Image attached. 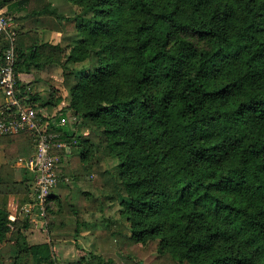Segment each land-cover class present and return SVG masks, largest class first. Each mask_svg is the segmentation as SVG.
Instances as JSON below:
<instances>
[{
    "label": "trees",
    "instance_id": "16d2710c",
    "mask_svg": "<svg viewBox=\"0 0 264 264\" xmlns=\"http://www.w3.org/2000/svg\"><path fill=\"white\" fill-rule=\"evenodd\" d=\"M65 2L67 9L54 0H0L25 10L15 21L60 33L64 45L17 27L14 71L60 63L69 99L50 116L89 127L79 138L51 124L71 148L56 171L46 225L73 232L52 237L95 230L98 249L107 244L90 255L95 264H144L147 251L160 263L264 264V0ZM17 82L37 109L52 102ZM0 143L1 244L18 222L6 195L28 191L13 164L30 155L32 137L0 134ZM108 155L117 158L112 171L99 168ZM97 187L119 201L130 235L83 220L101 208ZM13 243L15 264H59L52 241L29 243L17 228Z\"/></svg>",
    "mask_w": 264,
    "mask_h": 264
},
{
    "label": "built area",
    "instance_id": "2783aa9c",
    "mask_svg": "<svg viewBox=\"0 0 264 264\" xmlns=\"http://www.w3.org/2000/svg\"><path fill=\"white\" fill-rule=\"evenodd\" d=\"M17 24L13 15L5 8L0 9V91L5 94L6 102L0 109V134H13L27 131L32 137L33 151L23 161V166L31 173L29 189L31 197L22 203L18 214L23 218L34 215L45 218L47 200L51 189L56 186L57 169L70 152L69 141L59 138V133L51 130V124L65 126L70 122L66 115H60L58 121L18 93V76L14 71L15 38ZM17 215H10L15 221Z\"/></svg>",
    "mask_w": 264,
    "mask_h": 264
},
{
    "label": "crops",
    "instance_id": "0c3cea01",
    "mask_svg": "<svg viewBox=\"0 0 264 264\" xmlns=\"http://www.w3.org/2000/svg\"><path fill=\"white\" fill-rule=\"evenodd\" d=\"M15 1V0H12ZM8 9L14 16L15 20L18 17H21L25 14V10L17 7L16 5H13L12 7H8L7 4L2 5L0 7ZM67 20H73L72 19H67ZM17 27L19 29V33H24L26 31L32 30L35 31L37 34L39 40L41 42H49L53 44L60 43L61 45H64L60 38V33L58 31L52 30V29H47V28H29L26 27L23 21L17 20L16 21ZM67 27V26H66ZM49 66V67H48ZM48 67V68H46ZM59 67L60 68V73L63 76V67L60 63H50L43 65L42 67H36L31 65L29 68H21L18 71V78L28 84L34 92H37L38 94L46 95L45 100L49 99L47 98L48 96H51V91L47 89L46 85L47 82L44 80L43 73H49L52 71V69ZM78 69V67H77ZM36 77V78H35ZM53 87L60 89L61 87L56 84L53 85ZM44 90H47L48 93L43 94ZM66 93L69 95V92L66 90ZM63 94V93H62ZM67 95V96H68ZM69 99V98H68ZM6 102L5 99V94L0 91V109L3 108L4 104ZM63 102L62 105H66L68 103V100L66 102ZM53 103H47L45 107L41 108L42 111L49 115H54L56 114L55 108L57 107L56 105H53ZM61 103L58 104V108L62 106ZM51 108V110H50ZM84 134V132H83ZM31 153L33 151V145L31 146ZM29 155V156H30ZM28 157V156H27ZM26 157L17 160L13 164L14 168V179L17 181H22L25 184L28 185V191L27 192H20V193H8L6 195V201H7V210L10 215H17L18 210L20 205L23 202H26L30 199L31 193L29 189V183L31 179V173L23 166V161ZM112 160V166L116 165L117 163V158L113 155L107 156V159ZM6 162V157H5V152H4V146L2 143H0V166ZM125 198L124 196H120V199ZM106 202L103 204V207L100 209H93V210H87L83 214V220L86 222H93L94 220L98 219H104V218H109L107 215L108 209L111 207L108 198H105ZM119 199V200H120ZM50 205V208L55 209L56 204L53 199H50L48 202ZM17 219L15 221L19 220H26L27 221V227H25V233L27 234L26 239L29 243H40V242H46V241H52L53 246L55 248V253H56V258L58 261H75L79 260L80 258H83L85 255H90V251L93 252L94 248H96V242H95V236L96 232L93 229H85V227H81L80 231L78 234L75 235V239L73 238H53L52 236L56 235H73L72 231H50L47 229V225L43 222L44 220H39L36 215L30 217V218H23L21 215H17ZM41 223L45 224V227L43 228ZM76 245L79 246L80 251L77 250ZM83 253V254H82ZM95 253V252H93ZM89 257V256H87ZM86 257V258H87Z\"/></svg>",
    "mask_w": 264,
    "mask_h": 264
},
{
    "label": "rangeland",
    "instance_id": "374dc122",
    "mask_svg": "<svg viewBox=\"0 0 264 264\" xmlns=\"http://www.w3.org/2000/svg\"><path fill=\"white\" fill-rule=\"evenodd\" d=\"M54 2L60 8H63V9L66 8L65 0H54ZM72 6L76 10H78L77 7L74 4H72ZM67 7H68V5H67ZM67 19H72V18L71 17H69V18L65 17L63 19L65 27L67 26L66 27L67 31L68 32H72L75 29L74 19L73 20H67ZM60 38H61V36H60ZM62 43L65 44L66 42L63 41ZM48 67H46V68H48ZM77 67L79 69L81 66L79 64H77ZM41 78H44V80L47 82V85H46L47 89L51 91V96L50 97L48 96L47 98H49L52 102L53 101L56 102L55 98L57 96H60L62 98V101L64 100V102H66V100H68V98H69L68 96L69 95L66 93V89L62 85L59 84L63 80V76L60 73V68L59 67H56V68L52 69V71H50L49 73H43V77H41ZM56 84H58L61 88L57 89V88L53 87V85H56ZM46 93H48L47 90H44L43 94H46ZM40 96L43 99L46 98V95H44L43 97H42V95H40ZM60 103L63 104V102H60ZM56 106L57 107L55 108V112H57V110H58V105H56ZM50 110H51V108H50ZM65 126H67L68 129L74 131L75 136H77L79 138L81 136H87L89 134V127L84 125V124H82L81 120L78 119V118L73 122V124L68 121V124L65 125ZM83 132H84V134H83ZM81 145H80V147H82ZM108 156H110V155H108ZM111 164H112V160L110 158L107 159V156H106L103 160L99 161V166H100L99 168L100 169H107V170L112 171V170H114V166L115 165L112 166ZM87 178H88V176H87ZM103 188H104V185H103ZM106 188L109 190L110 189V185L107 184ZM102 191L103 190H100V188L97 189L99 200L101 201V208L103 207V204L106 202L105 198L109 197V196L107 197V196L102 195V194H104ZM119 199H120V197H119ZM109 201L112 202V203H110L111 207L108 209V213H107L109 218L106 217L104 219L103 218L102 219H98L97 221H98L99 226L100 227H102V225L105 226V227L109 226L110 228L119 229V230L123 231L125 234L130 235L129 224L122 217V215L120 214V211H119L120 210L119 201L118 200L115 201V200H112V199H109ZM38 219L42 220L41 216H39ZM43 222L46 224L45 218H44ZM45 224L41 223L40 226H42L44 228ZM22 226H23V221L22 220H19L17 222V224H15V226L13 224H11V227H10L11 229L7 232L6 238L0 244V264H15L14 255L16 253V246L14 245L13 241H14V239L16 237L17 228H19L20 232L24 233L27 236V234L25 233V228H23ZM101 234H102V231H101ZM95 242H96V248H94V251H93L95 253L90 251V255L91 254H98V253L102 252V251H100L98 249L96 236H95ZM102 246H103V248H102L103 252L102 253H105V250H106L105 246H107V244L106 245L102 244ZM109 253H111L112 256H115V254H112V251L111 252H107L106 251V254H109ZM156 253H157L156 251H151L149 253H148V251L145 252L144 256L145 255L146 256H145L144 261H143L144 264H156V263H159V264H172L170 262H165V263L158 262V261H160V259L156 258ZM90 255H86V257L89 256L87 258L84 255L83 256V260H82V258H80L79 260H75V262L76 261H85V262H83L84 264H95V262L93 261V258L91 259ZM63 262H65V261H63ZM63 262L62 261L61 262L58 261L59 264H62ZM126 263L128 264V261H126ZM18 264H33V263L31 262V260H28L27 258L23 257V259L20 262H18ZM182 264H188V263L184 262Z\"/></svg>",
    "mask_w": 264,
    "mask_h": 264
}]
</instances>
